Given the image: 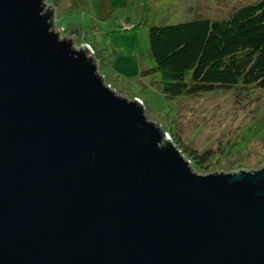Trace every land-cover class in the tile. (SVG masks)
<instances>
[{
    "label": "water",
    "instance_id": "1",
    "mask_svg": "<svg viewBox=\"0 0 264 264\" xmlns=\"http://www.w3.org/2000/svg\"><path fill=\"white\" fill-rule=\"evenodd\" d=\"M46 0H0V264H264V167L200 175Z\"/></svg>",
    "mask_w": 264,
    "mask_h": 264
},
{
    "label": "rangeland",
    "instance_id": "2",
    "mask_svg": "<svg viewBox=\"0 0 264 264\" xmlns=\"http://www.w3.org/2000/svg\"><path fill=\"white\" fill-rule=\"evenodd\" d=\"M260 0H46L54 30L90 47L98 71L116 93L140 100L200 175L254 172L264 167V91L234 88L195 97L166 98L149 30L199 19H222ZM176 141V143H175Z\"/></svg>",
    "mask_w": 264,
    "mask_h": 264
},
{
    "label": "trees",
    "instance_id": "3",
    "mask_svg": "<svg viewBox=\"0 0 264 264\" xmlns=\"http://www.w3.org/2000/svg\"><path fill=\"white\" fill-rule=\"evenodd\" d=\"M150 56L166 98L241 88L264 91V0L222 19L152 26ZM176 143V141H175Z\"/></svg>",
    "mask_w": 264,
    "mask_h": 264
},
{
    "label": "built area",
    "instance_id": "4",
    "mask_svg": "<svg viewBox=\"0 0 264 264\" xmlns=\"http://www.w3.org/2000/svg\"><path fill=\"white\" fill-rule=\"evenodd\" d=\"M89 49H90V47H89ZM91 50V49H90Z\"/></svg>",
    "mask_w": 264,
    "mask_h": 264
}]
</instances>
